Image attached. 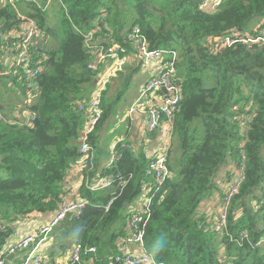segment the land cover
<instances>
[{
	"label": "trees",
	"instance_id": "trees-1",
	"mask_svg": "<svg viewBox=\"0 0 264 264\" xmlns=\"http://www.w3.org/2000/svg\"><path fill=\"white\" fill-rule=\"evenodd\" d=\"M56 5L52 13L35 3L0 7V34L18 28L21 14L36 23L35 44L42 59L32 104H25L21 74L0 75V227L31 214L57 212L68 175L83 159L85 119L78 104L94 90L100 72L88 68L84 34L100 23L99 33H105L109 46L117 42L125 50L119 54L132 49L136 56L129 36L137 27L151 50L176 53V79L182 88L167 154L173 176L154 192L146 252L158 264H264V253L256 246L264 237V42L220 47L216 40L248 31L262 35L264 0H222L213 11L200 0H61ZM103 14L105 27L99 19ZM258 24L263 25L253 31ZM2 52L0 39L4 71ZM104 96L102 120L90 136V158L83 170L80 195L88 205L79 218L65 219L54 231L55 251L44 264H56L59 253L76 243L97 249L96 264H109L121 255L128 208L149 180L146 171L153 158L124 143L118 145V162L99 167L95 141L110 115ZM17 108L36 114L33 126L17 121ZM229 162H235L236 170L244 163L245 180L228 208L229 234L219 236L197 210L222 192L218 177ZM110 173L123 176L127 184L88 189L87 183ZM243 231L249 232L248 240L241 239ZM220 245L227 248L225 259Z\"/></svg>",
	"mask_w": 264,
	"mask_h": 264
},
{
	"label": "built area",
	"instance_id": "built-area-1",
	"mask_svg": "<svg viewBox=\"0 0 264 264\" xmlns=\"http://www.w3.org/2000/svg\"><path fill=\"white\" fill-rule=\"evenodd\" d=\"M200 1L207 6L210 3L218 5L222 0ZM2 2L5 6L11 5L13 7L21 2L35 3L37 6L41 7L43 11H49L53 3H61V0H45L44 3H41L40 0H2ZM20 18L22 22L18 25V28L0 34V39L3 41L1 64L2 68H5L4 71L0 68V75L21 74L22 81L24 80L27 86V98L24 100L25 104H32L34 92L37 88L35 80L40 73L42 61L38 56L35 44L39 27L33 20L27 18L26 15L21 14ZM99 19L100 22L104 24L105 14ZM99 30H102V26L100 23H97L96 29L84 34L87 53L91 58L88 68L93 71H97L100 65L106 63V61L117 60L120 55L119 53L125 51L117 42L114 43L111 41L112 44L109 46L106 43L105 33L100 34ZM129 40L136 50L137 60L141 63L142 68L149 72L148 81L141 90L135 106H140L142 113L147 117L146 127L149 133L156 132L163 124H166L167 132L171 140L169 146H167L163 152H159L150 163L146 174L153 180V186L146 196L143 207L139 213L133 212L130 210L131 208L128 209L129 216L127 218V223L129 232L121 239L120 250H122V254L112 257L109 264H158L155 258L145 250V228L151 218L150 206L155 196L154 192H157L164 182L173 176L168 166L167 154L172 141L173 115L182 100V88L176 79L175 63L177 61V55L174 51L173 53H168L160 49L151 50L149 43L141 35L140 28L137 27H135L130 34ZM216 40L220 47L230 46L240 41L245 43L264 42V33L259 36L249 33L245 35L236 33L233 37ZM101 73L102 72H99L98 74L97 83L100 82ZM108 82L109 76L104 80L103 88H101L99 92L81 97L78 104V111L84 115L85 119L84 127L80 135V152L83 154L84 168L87 167L85 161H88L90 158L88 155L91 150L90 136L96 131L102 120V96ZM155 93H162V102L160 104L155 105L152 101L151 97L155 95ZM13 114L22 125L26 124L33 126L36 116L34 112L28 109L18 108ZM0 119H3L1 113ZM118 150V146L111 150L109 154L110 161L107 165L108 168L119 161ZM236 172L235 177H233V180L230 182V187L227 189L221 201L220 211L215 216L214 223L211 227L208 226V229L212 233L219 236L229 234L228 208L234 196L239 193L242 183L245 180L244 163L241 164V167L236 170ZM116 183H119V187H123L127 184V180L121 175L116 176L110 173L105 176L99 175L93 182L87 183V187L92 192H98L104 189H110ZM145 187L146 183L144 189ZM114 201L115 199L109 202L106 206V210L109 209ZM87 205L88 202L84 198L73 201H68L64 198L63 204L60 206L59 210L53 213L50 219L39 226L35 232L26 233V235L18 240L8 244L3 243L2 232L5 228L0 227V264H6L10 257L18 254L25 255L22 264H44L48 255L43 252V248L49 241L51 235L54 234V231L65 219L74 216L79 218ZM240 237L243 241L248 240L249 232L243 231ZM97 254L98 251L95 247L76 243L65 250V253L61 257L64 263H58V259H56V264H96ZM225 258L226 256L223 259Z\"/></svg>",
	"mask_w": 264,
	"mask_h": 264
},
{
	"label": "crops",
	"instance_id": "crops-1",
	"mask_svg": "<svg viewBox=\"0 0 264 264\" xmlns=\"http://www.w3.org/2000/svg\"><path fill=\"white\" fill-rule=\"evenodd\" d=\"M217 4L211 3V9L208 11L215 10ZM207 7H204L207 10ZM100 82L93 86L92 94L99 92L101 88H103L104 80L109 76V82L106 86V95L107 97L109 90L113 89V93L110 97L112 98H121L122 96H126L128 94V89L131 87L132 83L137 80L136 90V100L125 107L123 112H116L115 116L112 117V126L107 131L106 122L101 128V133H98L97 139L95 141V154L98 159L99 167H106L108 165L110 159L111 150L118 146L120 143H124L125 145H129L136 152L138 150L144 151L149 158H154L157 156L159 152H163L170 143V136L167 132L166 124H163L159 129L154 133H149L146 127L147 117L142 113V109L140 106L136 107L135 104L138 101V97L141 93V90L145 86L148 81L149 72L142 68L141 63L137 60L134 50L129 49L124 55H119L117 60H109L106 63L100 65ZM96 83V82H95ZM126 85L127 91L124 89ZM126 91V92H125ZM89 93V94H91ZM103 93V94H104ZM138 94V95H137ZM135 97V95H134ZM162 93H155L153 95L152 101L154 104H160L162 102ZM107 101V100H106ZM123 125V128H122ZM118 128H122L118 130ZM100 134V135H99ZM162 145L164 146L162 148ZM83 161L81 160L79 164H77L68 175L67 178V193L65 194V198L68 201L82 199L80 195V191L82 185L84 183L83 176ZM236 164L235 162H229L228 166L223 170V174L221 176V182L219 186L221 188V193L215 195V197L211 200H206L202 203V205L198 208V213L201 215L209 227L214 223L215 216L219 213L220 204L223 195L227 192V189L230 187V182L233 180V177L236 175ZM153 186V180L149 178L146 182V187L143 193V200L137 205L133 204L130 206V210L135 213H139L143 207L146 196L149 194L150 189ZM128 212V211H127ZM129 214V212H128ZM53 214H31V217L26 218L24 221L9 223L5 230L2 232L3 234V243L8 244L14 242L26 235V233H33L36 229L41 226L43 223L48 221ZM264 224V222H263ZM260 227H264L261 226ZM55 234V233H54ZM54 234L50 237L49 241L43 248V252L48 255L51 251H55L54 247ZM261 248L262 253H264V237L258 242L256 245ZM220 257H225L227 255V248L224 245H220ZM58 257V263H64V260L61 259L62 253ZM24 254H18L12 256L8 259L6 264H22V260L24 259ZM48 259V258H47ZM225 262V261H224ZM225 264H232L230 262H225Z\"/></svg>",
	"mask_w": 264,
	"mask_h": 264
},
{
	"label": "rangeland",
	"instance_id": "rangeland-1",
	"mask_svg": "<svg viewBox=\"0 0 264 264\" xmlns=\"http://www.w3.org/2000/svg\"><path fill=\"white\" fill-rule=\"evenodd\" d=\"M0 2L2 3V5L3 6H5L4 4H3V2H2V0H0ZM1 4H0V7L2 6ZM56 7H57V5H56V3H53L52 4V7H51V9L49 10L51 13L52 12H54L55 11V9H56ZM211 9V3L208 5V7H207V10H210ZM262 25L263 24H258V25H256L255 27H254V30L253 31H255V30H258V29H260L261 27H262ZM250 31H248V33H249ZM137 80L136 81H134L133 83H132V85H131V87L128 89V94H126V96L124 97V96H122L121 98H112V97H110L111 95H112V93H113V89H111V90H109V92H108V95H107V97H109V98H107V102H106V106L108 107V109H109V111H110V115H109V121L108 122H106L107 124H106V126H107V131L109 130V128L112 126V120H113V118L112 117H114L115 116V113L118 111L119 113L120 112H123L124 111V109H125V107L126 106H128V105H130V104H132L135 100H136V98H137V96H136V90L138 89V87H137ZM126 88V85L124 86V89ZM126 91H127V89H125ZM125 91V92H126ZM2 92L3 93H5L6 94V96L8 95V96H10V94L4 89V90H2ZM134 95H135V97H134ZM138 95V94H137ZM18 109V108H17ZM17 109H14L13 111H15V110H17ZM122 128H123V125H122ZM122 128H118V130H121ZM100 133H101V131H100ZM81 135V134H80ZM100 135V134H99ZM81 139V138H80ZM164 146L162 145V148H163ZM135 150V149H134ZM109 161H110V159H109ZM229 164V163H228ZM228 164L225 166V168L228 166ZM225 168H223L221 171H220V174H219V177H218V184L221 182V176H222V174H223V170L225 169ZM80 193H81V191H80ZM143 200V194L141 195V196H139V199L137 200V201H135V203H133V204H139L141 201ZM132 204V205H133ZM131 205V206H132ZM130 208V207H129ZM57 240V239H56Z\"/></svg>",
	"mask_w": 264,
	"mask_h": 264
},
{
	"label": "water",
	"instance_id": "water-1",
	"mask_svg": "<svg viewBox=\"0 0 264 264\" xmlns=\"http://www.w3.org/2000/svg\"><path fill=\"white\" fill-rule=\"evenodd\" d=\"M97 82H98V81H96V83H95L94 85H96V84H97ZM128 209H129V208H128ZM128 216H129V214H128ZM75 218H76V216H74V217H73V219H75ZM127 218H128V217H127ZM128 232H129V231H128Z\"/></svg>",
	"mask_w": 264,
	"mask_h": 264
},
{
	"label": "clouds",
	"instance_id": "clouds-1",
	"mask_svg": "<svg viewBox=\"0 0 264 264\" xmlns=\"http://www.w3.org/2000/svg\"><path fill=\"white\" fill-rule=\"evenodd\" d=\"M73 218V217H72Z\"/></svg>",
	"mask_w": 264,
	"mask_h": 264
}]
</instances>
